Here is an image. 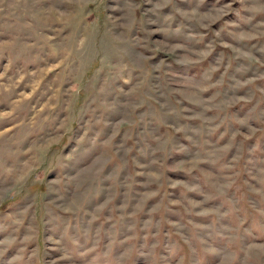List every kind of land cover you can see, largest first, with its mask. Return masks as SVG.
Listing matches in <instances>:
<instances>
[{"label":"rangeland","instance_id":"obj_1","mask_svg":"<svg viewBox=\"0 0 264 264\" xmlns=\"http://www.w3.org/2000/svg\"><path fill=\"white\" fill-rule=\"evenodd\" d=\"M0 264H264V0H0Z\"/></svg>","mask_w":264,"mask_h":264}]
</instances>
